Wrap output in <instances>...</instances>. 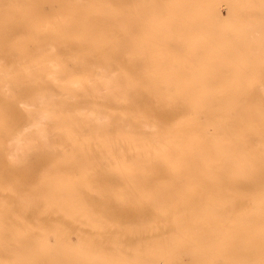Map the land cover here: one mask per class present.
<instances>
[{
	"label": "bare ground",
	"instance_id": "bare-ground-1",
	"mask_svg": "<svg viewBox=\"0 0 264 264\" xmlns=\"http://www.w3.org/2000/svg\"><path fill=\"white\" fill-rule=\"evenodd\" d=\"M6 38L22 39L31 58L6 51ZM51 61L69 71L61 86L47 82ZM28 69L54 112L43 137L19 143L0 130V264L264 260V0H0V111ZM72 74L99 86L79 98ZM120 84L139 86L117 96ZM220 174L233 192L228 213L212 204L200 220L176 216ZM93 175L131 203L98 217L108 207L83 192L94 191ZM144 184L161 190L147 196L155 202L129 194ZM145 232L151 244L128 258Z\"/></svg>",
	"mask_w": 264,
	"mask_h": 264
},
{
	"label": "snow or ice",
	"instance_id": "snow-or-ice-1",
	"mask_svg": "<svg viewBox=\"0 0 264 264\" xmlns=\"http://www.w3.org/2000/svg\"><path fill=\"white\" fill-rule=\"evenodd\" d=\"M3 47L6 51L10 50L14 55L28 61L31 56V50L23 42L22 39L6 38ZM32 63H36L35 60ZM54 69L47 77V82H53L57 86H61L64 76L69 75L66 67L57 61H51ZM73 93L84 98L83 94L92 88L99 86V77L72 74L70 81ZM139 85L120 84L117 96L125 95L131 97L133 89ZM261 87L264 88V78L261 80ZM5 107L0 111V130L15 136L16 141L23 143L29 137H43V130L48 126V122L52 119L54 109L52 105L46 102V82L45 80L30 69L21 71L16 74V86L7 90L3 95ZM23 121V124L17 127L14 121ZM97 123H102L97 120ZM46 139V137H44ZM37 148L40 147L39 139L34 141ZM143 163L142 161H134V166ZM94 190L98 202L106 205L113 214L123 211L130 203V197L119 187L110 185L106 178L101 175L94 184ZM8 264H33L27 260L9 261ZM138 264H154V262L145 261ZM159 264H165L161 261ZM167 264H180L179 261H170ZM194 264H205V262H194ZM241 264H252V262H241ZM264 264V260L260 262Z\"/></svg>",
	"mask_w": 264,
	"mask_h": 264
},
{
	"label": "rangeland",
	"instance_id": "rangeland-1",
	"mask_svg": "<svg viewBox=\"0 0 264 264\" xmlns=\"http://www.w3.org/2000/svg\"><path fill=\"white\" fill-rule=\"evenodd\" d=\"M221 13H223L222 15L225 14V8H221ZM257 91H264V88L262 90V87H259L256 89ZM101 175H93L92 177L94 178H98ZM147 176V175H145ZM171 176V175H168ZM109 177L111 178H120V175L114 174V175H110ZM129 177H141V176H137V175H130ZM153 177H161L160 175H156ZM175 177V176H172ZM214 177L219 178L220 180L223 181H219L218 184H214V186H212V189H209L207 191L202 192V194L200 195L199 198V202L193 206H187V207H183L182 209H179L176 214V216L178 217H183L184 219L187 218H191V219H198L200 220V214L201 212L207 208L208 205H217L220 206L222 208H224L225 213H228V210L231 208V201H232V190L224 183V180H227L228 175L225 174H220V175H215ZM225 185V186H224ZM95 191V190H94ZM94 191H91L89 189H86L85 191H83L85 194H87L88 196H91V198H95L97 199L96 193ZM161 190L158 189V187H156L153 184H144V185H134L130 188L129 194H132L133 197L135 196H144L145 199L147 200V202L152 201L155 202V200H153V196H149L148 195H155L156 193L160 192ZM82 192V194H83ZM92 192V194H91ZM184 193H190L192 191H183ZM181 192H179L178 190H170L168 191V195L169 198L173 199L175 196H177L178 194H180ZM150 205L149 209L152 210V213L155 216L158 215H173V212H170L169 210L165 209L162 211H158L157 209H155L156 207ZM105 209V210H104ZM96 213L98 217H102L104 214L109 215L110 213V209L108 208H101V207H97L96 209ZM182 215V216H181ZM134 224H132L130 229H135L136 227H140L141 224H137L136 221L133 222ZM150 224H153L152 222H149ZM205 226H211L210 222H207L204 224ZM162 228V231L160 230L161 228H158L157 230L162 232L160 233V236L163 237L165 236V234H163V230H165V227L160 226ZM119 232L124 234L126 233L125 230L123 228H119ZM149 232H145L144 234H138L137 237H135V241L132 243V245L135 244V242L137 243L136 246H132V249H129V251H126V256L128 258L130 257H134L136 258L138 254H141L143 251L142 249L138 246V245H145L149 246L151 244V241L148 240L147 236H148ZM73 234V235H72ZM71 234V239L72 241H75L76 235L74 233ZM162 234V235H161ZM147 235V236H146ZM145 237V238H141V237ZM183 258L185 260H187V262L193 260V256L188 254L187 252L184 253ZM188 258V259H187ZM163 261V258H157L156 259V264L159 261ZM205 262H207V264H226L225 261V257L222 256L221 254L216 255L215 257L212 256H207L205 257ZM204 260H201L200 262H204ZM123 264H126L123 263Z\"/></svg>",
	"mask_w": 264,
	"mask_h": 264
}]
</instances>
